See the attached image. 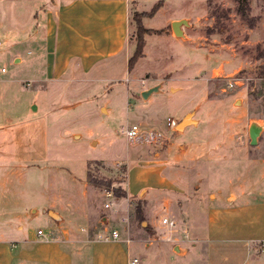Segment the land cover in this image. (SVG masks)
<instances>
[{
	"label": "rangeland",
	"instance_id": "obj_1",
	"mask_svg": "<svg viewBox=\"0 0 264 264\" xmlns=\"http://www.w3.org/2000/svg\"><path fill=\"white\" fill-rule=\"evenodd\" d=\"M58 1L0 0V51L4 52L0 55V67L5 69L0 71V139L4 141L3 133L22 126L19 139H26L34 152L42 148L46 155L41 174L14 171L5 176L6 181L0 186V196L4 198H0V207L20 211L22 219L17 222L22 225L20 231L27 236L33 234L36 239L35 229L40 227L50 229L52 236L57 237L60 228L85 232L102 226L101 217L110 215L109 228L117 229L119 236L138 245L137 254L154 253L155 258L165 251L173 253V241L167 238L169 234L163 224L151 229L143 214L142 220L134 217L135 203L142 205L143 201L137 195L126 196L125 174L131 189L140 183L150 187L160 185V176L169 177V187L184 194L173 196L169 189L157 188L152 193L150 190V197L157 201L158 208L171 209L178 223L190 206L187 201L190 186L225 193L228 189L236 191V185L243 181L249 187V199L264 213V82L260 79L264 71V0H252L251 5L247 0V17L253 19L251 27L236 13L235 0L211 1L209 5L203 0H164V6L151 17L140 19L142 24L145 18L142 26L160 27L171 15H187L189 20L181 24L186 41L164 39L157 36L163 28H150L161 31L143 33L146 56L131 72L123 57H118L110 69L91 75L96 79L45 81L36 88L33 78L37 67L24 60L37 55L35 45L26 41L16 43L13 51L23 58L18 66L12 62L7 47L18 38L17 31L21 38L32 33L39 11L55 7ZM154 1L141 0L137 11H128L130 55L136 43L133 15L148 10ZM215 7H218L216 14L209 16ZM173 36L181 38L179 34ZM217 53L224 55L214 59L213 54ZM230 75L243 77V82L226 87ZM146 89L151 90L143 96ZM187 112L199 121L195 126H187L181 134L175 124ZM167 118L175 121L173 126L166 124ZM132 122L143 131H156L158 138L128 140L121 129ZM251 123L259 127L253 144L247 134ZM214 137L221 145L219 155L210 164L204 163L202 149L194 160L179 156L180 147L176 143L188 144L190 151V141L201 145ZM0 147L4 162L5 154L14 151L15 145L7 140ZM244 152L248 157L261 156L251 162ZM208 167L211 174L206 181L203 175ZM86 171L103 183L93 186L86 182ZM106 189L113 196L109 207L103 205ZM116 192L124 195L117 196ZM202 202L198 199V209L204 208ZM44 205L45 210L51 211L49 220L47 213L41 211ZM31 208H35V215L30 214ZM86 208L89 214L83 219L81 212ZM166 211L154 215L159 224ZM174 232L180 231L175 228ZM234 235L264 239L261 232ZM182 236L179 260L204 264V243ZM7 245L4 248L0 245L2 262L10 251ZM73 249L81 252L79 257H72L71 264H90L86 241ZM247 257L244 252L237 253L231 261L219 264H249L252 258ZM12 262L44 264L26 259Z\"/></svg>",
	"mask_w": 264,
	"mask_h": 264
},
{
	"label": "crops",
	"instance_id": "obj_2",
	"mask_svg": "<svg viewBox=\"0 0 264 264\" xmlns=\"http://www.w3.org/2000/svg\"><path fill=\"white\" fill-rule=\"evenodd\" d=\"M140 1L59 0L55 7H48L45 10L39 11L35 20L37 25L34 27L32 33L21 38L17 34V31L16 35H18V38H15V41H8L7 51L9 50L11 52L12 62L18 66L22 63L23 58L19 53L13 51L16 43L26 41L35 45L37 55L32 60H24L27 61L29 66L34 64L37 67V70L34 72L36 75L33 78L36 88L41 85V82L45 81L62 79L73 81L77 80V78L96 79L95 76L91 75L107 71L120 57H123L125 60L126 67V60L132 51V46L127 41L128 11H137L136 8ZM160 1L163 7L165 1ZM203 1L206 2V0ZM211 1L225 2L228 0ZM248 1L249 5H251L250 2L252 0ZM178 19L188 21L189 17L183 14L177 16L171 15L164 25L147 28H163L162 32L157 36H161L164 39L170 38L186 41L187 37L181 26L179 27L181 38L173 36L174 33L172 32L170 23ZM146 46L147 44L145 43L142 57L128 71L131 72L134 70L138 61L146 56ZM27 52L28 50L25 51L26 54H28ZM122 52L123 56L121 54ZM3 54L4 52L0 51V55L3 56ZM213 55L214 59L218 56V59H220L224 54L217 53ZM233 101L234 99L229 103L232 104ZM188 118L186 125L182 127L181 131H178L181 134L185 132L187 126H195L198 124L199 120L197 118L193 116H189ZM0 127L2 126L0 125ZM22 129L24 127L18 126L15 131H11L12 133H3L4 141H13L15 150L5 154L6 161L2 162V158H0V186H3V183L6 181L5 176L12 174L14 171L26 173V170H30V172L38 175L41 174V171H44L43 162L46 157L44 150L37 148L34 152L33 149L28 147L26 139H19L18 135ZM4 141L0 139V146ZM176 144L180 147L179 156L190 158V160H194L195 155L201 149L205 150L204 163L210 164L214 160L213 158L219 155L218 149L220 148L221 142L215 137L207 143H201V145H195V142L192 143L190 141V151L188 150V144ZM245 155V158H249L251 162H254L261 156H250V158L248 157L249 155ZM36 157L38 160H34ZM210 174L211 168L208 167L203 175V179L207 181ZM169 180V177L167 179L164 176H160V180L158 181L160 185L156 184V186L150 187L140 183L137 188L131 189V184L129 182L126 184L127 178L125 174V189L126 196L137 195V198H141L143 201L141 205L142 214L146 219L145 221L152 226L151 229L161 226V223L159 224V220L154 215L160 214L165 210H167L166 213H172L171 215L163 213L161 216L172 218L175 222L174 226L167 227V233L165 232L167 235L169 234L167 238L173 241L171 245L173 253L165 251L161 255L153 258L155 256L154 253L149 255L147 252L143 255L137 254L135 249H139L137 247L138 245L130 242L132 240L125 242L124 236H119L117 239H110L108 237L96 238L97 235H107L110 226L108 216L110 215L101 217L102 226L100 225L97 228H92L85 232L71 227L60 228L57 237H53L51 230L47 229L48 239H43L36 234L37 238L35 239L33 234L27 236L25 232L20 231L22 225L17 224L18 220L22 219L20 211L13 212L0 207V245H4L1 247L4 248L8 243L7 249L10 250L7 258L3 259V262L0 260V264H13V259L39 261L44 264H71L72 257H79L81 252L79 249L72 250V247L79 246L82 241H86L90 264H129V257H135L137 259L134 264H189L187 261L179 260L182 235L187 236L193 241L204 243V264H219L221 261H231L237 253L242 252H244L245 258L251 256L252 260L249 264H264V246L261 247L257 240H253L252 238L254 237L244 238V235H234L235 233L240 234L243 232H250V234H253V232L256 234L261 232L264 236V213L249 199V187L243 181L236 185V191L228 189L225 193H222L219 189L200 190L199 188L190 186V194H188L187 199L190 202V206H187V209H185V218L178 223V218L171 209L165 206L158 208L157 201L152 200L150 197L152 191L157 188L169 189L173 196L184 194L174 192V187H169ZM162 182L165 183L161 184ZM140 193L142 194L138 195ZM0 198L2 200L4 199L2 196ZM198 199L204 202V208L198 209ZM4 204L5 202L2 201L1 206L3 207ZM128 207L130 208V204H128ZM45 208V205L42 206L41 211H45V214L47 213L48 217L46 219L49 220L51 211L49 208L46 210ZM29 212L32 215L36 214L35 208H31ZM81 213L83 219L84 216L87 217L89 214L88 208ZM2 223H5L7 226ZM15 223L16 225L12 226ZM6 227H8L7 230H5ZM175 228L180 231V234L178 232L173 233ZM146 246L148 245L143 247L144 251L148 248ZM157 257L160 258L158 259Z\"/></svg>",
	"mask_w": 264,
	"mask_h": 264
},
{
	"label": "trees",
	"instance_id": "obj_3",
	"mask_svg": "<svg viewBox=\"0 0 264 264\" xmlns=\"http://www.w3.org/2000/svg\"><path fill=\"white\" fill-rule=\"evenodd\" d=\"M206 2L209 5L211 3V0H206ZM235 2H236V7H235L236 13H238L241 17H244L247 21L248 27H251L253 24V21H252L253 19L251 18L248 19L247 17V10H248L247 0H235ZM160 6H161V1L157 0L151 5V7L148 10L140 11L133 15L135 25H136V43H135L132 54L126 60L127 70H131L136 60L142 56V47L144 45V40L142 37L143 33H151V32L159 33L161 31V30H152L150 28H144L140 21L142 17H151ZM217 8L218 7L213 8L210 11L209 16H214L218 10ZM84 178L86 182H88L89 184L93 186H98L99 184L103 183L101 179L96 178L89 171L85 172ZM121 194L122 196L124 195V193H120V194L118 192L115 193V195L117 196ZM134 217L138 220L143 219L141 204L138 202L135 203L134 205Z\"/></svg>",
	"mask_w": 264,
	"mask_h": 264
},
{
	"label": "built area",
	"instance_id": "obj_4",
	"mask_svg": "<svg viewBox=\"0 0 264 264\" xmlns=\"http://www.w3.org/2000/svg\"><path fill=\"white\" fill-rule=\"evenodd\" d=\"M5 69L2 67L0 68V71H4ZM260 79L261 81L264 82V71L263 73L260 75ZM243 82V77H239V76H235V75H230L226 81V87L228 88H233L236 85H240ZM174 120L172 119H168L166 120V124L169 126H173L174 125ZM121 132L124 134V136L131 141H135V140H142V139H146V140H156L157 137V133L154 130H146L143 131L140 129L139 125L135 122L129 123L127 125H125L122 129ZM104 196L106 201L103 203V205L105 207H109V205L111 204V197L112 193L110 190L106 189L104 190ZM160 222L161 224H163L166 228L167 227H173L175 222L172 218H169L167 216H160ZM35 234L37 236L42 237L43 239H48V231L37 227L35 229ZM97 237H102V238H110V239H117L119 237V233L117 231V229L115 228H109L107 231V235H97ZM126 242H128V239H125ZM258 244L263 247L264 246V239H259L257 240ZM137 261V259L135 257H129L128 258V263L129 264H134Z\"/></svg>",
	"mask_w": 264,
	"mask_h": 264
},
{
	"label": "water",
	"instance_id": "obj_5",
	"mask_svg": "<svg viewBox=\"0 0 264 264\" xmlns=\"http://www.w3.org/2000/svg\"><path fill=\"white\" fill-rule=\"evenodd\" d=\"M181 24H186V21L184 19H178V20H174L170 23V27L172 29V32L175 34V35H180V32H179V27L181 26ZM151 89H146L144 91H142V95L145 96ZM190 116V113L187 112L185 113L178 121L177 123L175 124V128L176 129H182V127L184 125H186V123L188 122V117ZM193 122V120H192ZM258 131H259V127L254 124V123H251L249 126H248V129H247V134H248V138H249V143L250 144H253L255 143L256 141V135L258 134Z\"/></svg>",
	"mask_w": 264,
	"mask_h": 264
}]
</instances>
